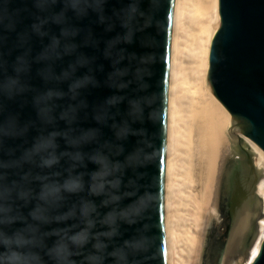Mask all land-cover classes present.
Listing matches in <instances>:
<instances>
[{"label":"clouds","instance_id":"9594fccd","mask_svg":"<svg viewBox=\"0 0 264 264\" xmlns=\"http://www.w3.org/2000/svg\"><path fill=\"white\" fill-rule=\"evenodd\" d=\"M165 5L0 0V264H157Z\"/></svg>","mask_w":264,"mask_h":264},{"label":"bare ground","instance_id":"6f19581e","mask_svg":"<svg viewBox=\"0 0 264 264\" xmlns=\"http://www.w3.org/2000/svg\"><path fill=\"white\" fill-rule=\"evenodd\" d=\"M219 27L218 0H176L169 136L173 264L202 263L208 237L220 215L229 159L236 151V129L231 116L207 88L208 57ZM243 141L257 156L256 166L264 188V153L248 140ZM233 182L236 187L232 207L238 214L244 205L248 207L249 198L246 190L241 189V172ZM259 226L248 250L245 242L250 230L243 237L233 235L222 264L251 263L264 240V217Z\"/></svg>","mask_w":264,"mask_h":264},{"label":"water","instance_id":"95a60500","mask_svg":"<svg viewBox=\"0 0 264 264\" xmlns=\"http://www.w3.org/2000/svg\"><path fill=\"white\" fill-rule=\"evenodd\" d=\"M175 6L176 0H166L165 27L161 37L160 61L156 68V84L163 97L159 159L157 167L153 170L157 178L159 196L156 210L159 226L157 264H173L170 231L169 136L171 50ZM218 6L220 27L210 47L207 88L230 114L236 129L235 138L240 153L250 157L251 152L243 147V140H248L264 153V0H218ZM87 24L88 21L85 20L81 26ZM54 30L57 33L59 31L55 27ZM96 30L99 31L98 28ZM39 48L40 44L37 40L34 43V50L39 51ZM15 55L16 53H13L10 59H14ZM35 68L36 66L33 69L32 84L42 87V82L35 77ZM107 94L104 89L95 90L89 100L102 98ZM9 108L19 112L22 121L35 118L30 104L21 109L19 101L9 102ZM31 135H35V132ZM20 143L22 141H9L12 146ZM243 170L235 172V176L237 177ZM243 180H249L247 170ZM235 187L236 185L232 189L231 197ZM223 254L225 255V251ZM250 264H264V240Z\"/></svg>","mask_w":264,"mask_h":264},{"label":"rangeland","instance_id":"374dc122","mask_svg":"<svg viewBox=\"0 0 264 264\" xmlns=\"http://www.w3.org/2000/svg\"><path fill=\"white\" fill-rule=\"evenodd\" d=\"M235 143H236L235 145L236 151L233 154V156L229 159V163L226 170V177H225L224 187L222 191L221 205H220V215L218 221L215 223L214 229L211 231L208 237L201 264H222L221 260L224 255L223 253L226 249V246L227 244H230L232 242L231 239L235 234L233 232L232 226L237 216V213H234V209L233 210L231 209V202H230L232 189L234 187L233 180L236 179L235 172L237 173V171L239 170L244 169L245 171L247 170V172H250L248 165L246 164V160H247L246 155L240 153L237 141ZM243 147L249 152H251L250 157L252 159L253 166H255V170L258 175L256 189L258 187V194H259V196L256 194V197L253 198V202H249L248 204L249 205L248 208H249L250 204L252 203L251 207L253 210L250 217L251 220L250 235L245 242V249L248 250L253 238L257 235L259 231V227H260L259 224L264 217V207H263L264 188L261 183L262 174L256 166L257 163L256 154L252 152L253 149L250 145L244 143ZM244 170L243 172L241 171L242 175L244 173ZM247 184L248 182H244L243 180V185L241 189L242 188L245 189L246 192L248 193ZM260 189L262 194L260 192ZM237 209H239V207Z\"/></svg>","mask_w":264,"mask_h":264},{"label":"flooded vegetation","instance_id":"af4514ba","mask_svg":"<svg viewBox=\"0 0 264 264\" xmlns=\"http://www.w3.org/2000/svg\"><path fill=\"white\" fill-rule=\"evenodd\" d=\"M246 157H247L246 164L248 165V168H249V171H250L249 172V180L250 181L249 180H245L244 182H248L247 189H248L249 201H247V204H249V202H253V198L256 197V194L259 196L258 187L256 189L258 175L256 173L255 166H253V162H252L251 157H248L247 155H246ZM245 173H246V171L244 170L243 177H244ZM260 192H261V189H260ZM261 194H262V192H261ZM251 204H250V207H249L250 209H252ZM263 207H264V201H263Z\"/></svg>","mask_w":264,"mask_h":264}]
</instances>
